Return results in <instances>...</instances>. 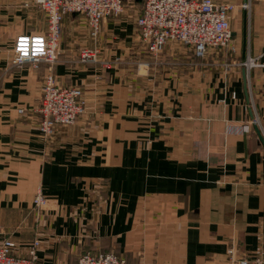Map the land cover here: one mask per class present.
<instances>
[{
	"label": "crops",
	"instance_id": "1",
	"mask_svg": "<svg viewBox=\"0 0 264 264\" xmlns=\"http://www.w3.org/2000/svg\"><path fill=\"white\" fill-rule=\"evenodd\" d=\"M212 1L235 6L233 53L198 58L169 43L153 58L127 17L102 21L94 41L78 15L65 16L53 73L82 89L85 112L44 140L45 65L11 64L16 36L42 31L40 10L0 0V245L9 238L25 256L39 240L38 264H77L92 249L131 264L260 255L264 147L251 121L264 138V0ZM84 48L97 50L95 61L79 63ZM247 56L258 66H230ZM38 189L47 198L41 219L32 211Z\"/></svg>",
	"mask_w": 264,
	"mask_h": 264
},
{
	"label": "built area",
	"instance_id": "2",
	"mask_svg": "<svg viewBox=\"0 0 264 264\" xmlns=\"http://www.w3.org/2000/svg\"><path fill=\"white\" fill-rule=\"evenodd\" d=\"M45 15L46 27L35 33L16 36L11 64L21 67L28 64L34 70L45 65L41 95L37 107L40 114L38 131L42 139L50 140L61 126L74 125L85 112L83 91L79 87H64L59 84L53 66L57 61L62 22L67 15H82L88 35L96 41L101 22L124 13V0H32ZM244 8L248 5H243ZM235 6L230 3H215L212 0H142V6L134 18L136 35L140 45L156 58L169 43H178L191 48L194 55L204 58L210 51L235 52L231 43L230 21ZM95 48H84L79 53V63L96 60ZM142 65H146L143 63ZM229 67V65H227ZM245 71L257 67L256 58L247 56L241 62L231 63ZM233 99L236 94H231ZM224 103V101H222ZM23 113V109L18 110ZM252 124L258 127L257 118ZM247 126L227 125V132L243 133ZM47 198L38 189L32 200V211L41 219ZM14 242L5 239L0 245V264H38L37 250L40 241L34 240L25 256L13 254ZM232 250L228 253L232 254ZM77 264H131L113 252L96 249L84 251ZM236 264H264V249L253 258H240Z\"/></svg>",
	"mask_w": 264,
	"mask_h": 264
},
{
	"label": "rangeland",
	"instance_id": "3",
	"mask_svg": "<svg viewBox=\"0 0 264 264\" xmlns=\"http://www.w3.org/2000/svg\"><path fill=\"white\" fill-rule=\"evenodd\" d=\"M140 2L141 0H124V13L115 18L127 17L134 22V18L136 17V15L138 14L141 8ZM38 12H39L38 13L39 23H37V28H39V30H44L43 28L46 27V18H45V15L41 11H38ZM78 17H79V21L83 22V24L86 27V22H85L84 17L82 15H79ZM30 28L33 29L35 27H30Z\"/></svg>",
	"mask_w": 264,
	"mask_h": 264
},
{
	"label": "water",
	"instance_id": "4",
	"mask_svg": "<svg viewBox=\"0 0 264 264\" xmlns=\"http://www.w3.org/2000/svg\"><path fill=\"white\" fill-rule=\"evenodd\" d=\"M244 72H245V71L243 70V73H244ZM255 131H256V133H257V135H258V138H259L261 144H262L263 147H264V138H263V136L261 135V133H260V131H259V129H258L257 127H255Z\"/></svg>",
	"mask_w": 264,
	"mask_h": 264
},
{
	"label": "trees",
	"instance_id": "5",
	"mask_svg": "<svg viewBox=\"0 0 264 264\" xmlns=\"http://www.w3.org/2000/svg\"><path fill=\"white\" fill-rule=\"evenodd\" d=\"M140 3H141V6H142V0H141V2H140Z\"/></svg>",
	"mask_w": 264,
	"mask_h": 264
}]
</instances>
